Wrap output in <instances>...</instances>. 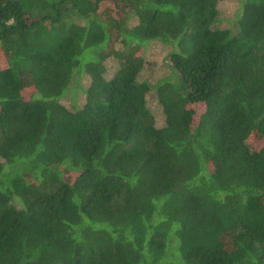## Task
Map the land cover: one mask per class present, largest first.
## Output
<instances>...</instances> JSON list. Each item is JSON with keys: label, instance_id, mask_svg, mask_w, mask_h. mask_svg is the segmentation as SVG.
<instances>
[{"label": "trees", "instance_id": "obj_1", "mask_svg": "<svg viewBox=\"0 0 264 264\" xmlns=\"http://www.w3.org/2000/svg\"><path fill=\"white\" fill-rule=\"evenodd\" d=\"M220 1L0 0V264H264V0Z\"/></svg>", "mask_w": 264, "mask_h": 264}, {"label": "rangeland", "instance_id": "obj_2", "mask_svg": "<svg viewBox=\"0 0 264 264\" xmlns=\"http://www.w3.org/2000/svg\"><path fill=\"white\" fill-rule=\"evenodd\" d=\"M219 22L221 27L236 26V16L240 11L239 0H222L219 5ZM170 46L164 45L159 41H150L145 49V65L140 73L139 80L145 81L153 87L155 83L167 76L171 72V62L169 59ZM106 77H110L115 68L116 62L113 58H108L105 61ZM78 77L74 79L77 80ZM72 81L65 93L60 97L59 101L68 107L70 110H77L81 107L84 101V89L88 83V76L82 73L77 82ZM147 107L152 113L156 126H161L164 122V114L161 106L157 102L154 89L151 88L146 96Z\"/></svg>", "mask_w": 264, "mask_h": 264}]
</instances>
